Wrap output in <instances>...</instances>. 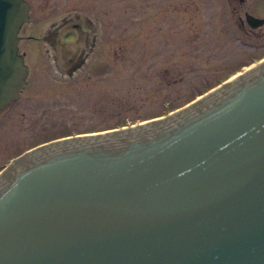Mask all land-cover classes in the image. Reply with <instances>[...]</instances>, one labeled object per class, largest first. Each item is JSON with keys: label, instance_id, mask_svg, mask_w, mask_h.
Listing matches in <instances>:
<instances>
[{"label": "water", "instance_id": "95a60500", "mask_svg": "<svg viewBox=\"0 0 264 264\" xmlns=\"http://www.w3.org/2000/svg\"><path fill=\"white\" fill-rule=\"evenodd\" d=\"M26 19L0 0V109L27 76ZM0 264H264V61L164 117L13 159Z\"/></svg>", "mask_w": 264, "mask_h": 264}, {"label": "rangeland", "instance_id": "374dc122", "mask_svg": "<svg viewBox=\"0 0 264 264\" xmlns=\"http://www.w3.org/2000/svg\"><path fill=\"white\" fill-rule=\"evenodd\" d=\"M252 1L28 0L34 25L18 45L30 76L0 110V166L51 138L163 115L247 68L264 55Z\"/></svg>", "mask_w": 264, "mask_h": 264}, {"label": "flooded vegetation", "instance_id": "af4514ba", "mask_svg": "<svg viewBox=\"0 0 264 264\" xmlns=\"http://www.w3.org/2000/svg\"><path fill=\"white\" fill-rule=\"evenodd\" d=\"M230 2L231 1H233V0H229ZM258 1H260V0H254V1H252L253 3H252V5H250L252 8V10H257V8H259V6L255 3V2H258ZM232 3V2H231ZM232 7H233V5H232ZM232 10H234V9H232ZM252 10L250 11V12H252ZM27 24H29V23H27ZM26 24V25H27ZM240 25V24H239ZM32 28L33 27H31V26H27V27H25L24 26V32L26 33V32H30V30H32ZM75 29V28H74ZM73 29V30H74ZM75 31V30H74ZM74 31H69L67 34H64V35H62L61 36V40L63 41V42H66L67 40L69 41V37L71 38V37H73V34H74ZM32 32V31H31ZM27 37H29V39H33V40H35V41H37L36 39H38V37H36L34 34H32V33H27ZM22 53V52H21ZM23 55H24V53H22ZM25 58V57H24Z\"/></svg>", "mask_w": 264, "mask_h": 264}, {"label": "bare ground", "instance_id": "6f19581e", "mask_svg": "<svg viewBox=\"0 0 264 264\" xmlns=\"http://www.w3.org/2000/svg\"><path fill=\"white\" fill-rule=\"evenodd\" d=\"M239 72H241V71H239ZM239 72H238V73H239ZM238 73L234 74L233 76L237 75ZM233 76H232V77H233ZM232 77H231V78H232ZM143 122H146V121H142V122H139V123L141 124V123H143Z\"/></svg>", "mask_w": 264, "mask_h": 264}]
</instances>
